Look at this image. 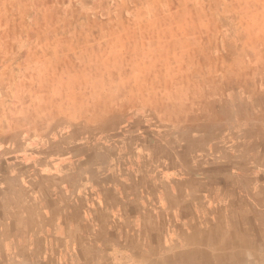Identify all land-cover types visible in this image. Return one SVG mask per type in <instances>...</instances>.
I'll return each mask as SVG.
<instances>
[{
  "label": "crops",
  "instance_id": "obj_1",
  "mask_svg": "<svg viewBox=\"0 0 264 264\" xmlns=\"http://www.w3.org/2000/svg\"><path fill=\"white\" fill-rule=\"evenodd\" d=\"M125 1L39 5L74 27L71 38L81 13L103 26L232 28L238 18L248 22L240 42H264V0ZM13 7L0 0L6 34ZM208 34L198 41L238 42L232 31ZM58 69L70 81L46 100L51 109L0 130V264H264V99H194L177 127L159 130L157 116L138 110L126 127L87 131L78 108L93 102L78 99V68Z\"/></svg>",
  "mask_w": 264,
  "mask_h": 264
},
{
  "label": "rangeland",
  "instance_id": "obj_2",
  "mask_svg": "<svg viewBox=\"0 0 264 264\" xmlns=\"http://www.w3.org/2000/svg\"><path fill=\"white\" fill-rule=\"evenodd\" d=\"M45 1L13 0L14 25L8 34L5 24L0 27L4 38L10 35L8 42L0 41V130L5 126L21 129L25 117L42 116L46 100L60 98V84L70 81V76L59 72L65 67L78 68V99L93 102L78 108L80 127L87 131L107 125L111 130L126 127L138 110L143 116H157L159 130L163 124L177 127L187 120L191 109L187 106L194 99H204L208 105V100L232 98L234 93L240 99H264V42H240L245 30L241 24L246 20L235 19L232 28L166 26L160 21L142 27L139 21L127 24L123 20L103 26L95 17L89 22L85 14L77 13V36L71 38L74 27L41 10L39 4ZM148 1L167 0L122 3ZM127 14L135 15L132 10ZM142 14L141 18L148 17L147 12ZM213 30L220 36L232 31L238 42L198 41L199 36L210 39L208 33ZM256 30L264 33V26ZM227 51L232 58L225 57ZM7 99H13L11 105L7 106ZM140 99H156L158 105L137 106L144 104ZM242 105L235 108L238 114L246 110ZM251 109L257 112L259 107L255 104Z\"/></svg>",
  "mask_w": 264,
  "mask_h": 264
},
{
  "label": "bare ground",
  "instance_id": "obj_3",
  "mask_svg": "<svg viewBox=\"0 0 264 264\" xmlns=\"http://www.w3.org/2000/svg\"><path fill=\"white\" fill-rule=\"evenodd\" d=\"M244 244V243H243ZM221 257V256H220Z\"/></svg>",
  "mask_w": 264,
  "mask_h": 264
}]
</instances>
